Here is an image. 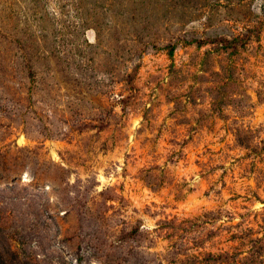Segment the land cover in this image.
Returning a JSON list of instances; mask_svg holds the SVG:
<instances>
[{"label": "rangeland", "instance_id": "374dc122", "mask_svg": "<svg viewBox=\"0 0 264 264\" xmlns=\"http://www.w3.org/2000/svg\"><path fill=\"white\" fill-rule=\"evenodd\" d=\"M0 264H264V0H0Z\"/></svg>", "mask_w": 264, "mask_h": 264}]
</instances>
